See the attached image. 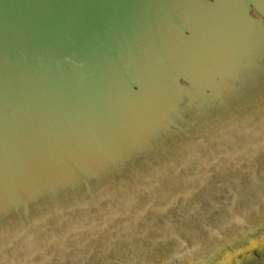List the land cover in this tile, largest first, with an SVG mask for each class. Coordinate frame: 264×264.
<instances>
[{"label": "water", "instance_id": "95a60500", "mask_svg": "<svg viewBox=\"0 0 264 264\" xmlns=\"http://www.w3.org/2000/svg\"><path fill=\"white\" fill-rule=\"evenodd\" d=\"M263 240L264 0H0V264Z\"/></svg>", "mask_w": 264, "mask_h": 264}, {"label": "rangeland", "instance_id": "374dc122", "mask_svg": "<svg viewBox=\"0 0 264 264\" xmlns=\"http://www.w3.org/2000/svg\"><path fill=\"white\" fill-rule=\"evenodd\" d=\"M253 264H264V257L261 258L260 260L256 261L255 263Z\"/></svg>", "mask_w": 264, "mask_h": 264}]
</instances>
